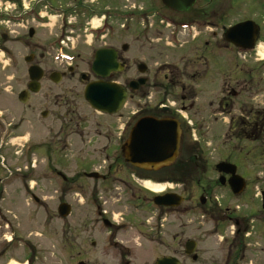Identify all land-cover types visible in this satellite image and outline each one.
Masks as SVG:
<instances>
[{
    "label": "rangeland",
    "instance_id": "obj_1",
    "mask_svg": "<svg viewBox=\"0 0 264 264\" xmlns=\"http://www.w3.org/2000/svg\"><path fill=\"white\" fill-rule=\"evenodd\" d=\"M234 1L225 23L251 18L264 26L262 6L253 3L251 13L244 15L238 6L244 1L250 4L251 0ZM26 2V12L19 6L13 15L0 17L8 26L0 31L6 35L5 39L0 37V137H9L10 141L0 149V264H26L24 257L30 253L36 256L35 264H118L120 255L113 246L121 240L132 251L131 264H142L144 259L150 264L158 253L138 238L137 234L148 230L132 222L135 210L125 200L122 189H141L146 187L147 176L160 174L125 163L117 139L121 127L125 129L123 137L128 135L136 120L135 111L140 118L160 111L163 104L175 109L185 105L186 111L178 114L188 128L180 154L189 153L184 144L186 138L192 153L202 159L198 161L200 172L187 171V189H212L214 164L219 158L230 155L241 166L245 161V142L237 139L228 123L246 115L251 102L264 108V69H256L252 55L245 61L240 59L235 48H229L220 37V30L214 37L201 32L195 39L176 34L177 29L166 26V19L160 21L161 15L167 14L160 2L156 5L123 0L119 3L122 34L117 42L127 45L124 57H128L129 67L119 82L123 85L127 78L139 76L136 65L140 62L146 64L150 77L140 91L128 95L119 115L109 116L91 108L83 97L85 83L79 73L87 70L84 64L79 63L76 73L69 74L66 63L54 62L59 51L51 43L57 36L67 34L65 19L69 20V16L59 9L48 12L47 25L39 26L35 6L44 2ZM53 3L64 9L67 4ZM192 27L199 29L195 24ZM29 28L35 30L31 38ZM81 34L87 36L74 44L85 53L90 48V34ZM206 38H213L207 49L201 41ZM260 42L264 43V33ZM30 54L34 55L32 63L40 66L44 75L40 91L22 103L18 94L29 82L30 65L24 57ZM62 71L66 74L59 82L49 79L50 73ZM42 111H48L46 117L41 116ZM53 167L65 179L52 172ZM246 168L251 179L248 189H259L256 177L264 170L253 165ZM83 172H97L108 179L85 177ZM61 203L71 207L66 217L57 212ZM99 204L107 212L105 217L118 224L119 229H110L100 222ZM187 222L185 238L198 240V227L207 235L211 232L210 223ZM199 239L198 251L200 246L205 261L213 241L203 236ZM253 239L251 236L247 241L249 249ZM188 264H201V259Z\"/></svg>",
    "mask_w": 264,
    "mask_h": 264
},
{
    "label": "flooded vegetation",
    "instance_id": "obj_2",
    "mask_svg": "<svg viewBox=\"0 0 264 264\" xmlns=\"http://www.w3.org/2000/svg\"><path fill=\"white\" fill-rule=\"evenodd\" d=\"M26 1L27 0H4L1 2L0 0V17L1 15H13V10H16L19 6L22 7L23 12H26L29 10V3ZM30 1H33L35 4L44 2V5L35 6V13L38 15L39 26L47 25L45 20L48 18V12H57L56 10L59 9L58 11H62V13L69 16V20L65 19V21L68 22L67 34L61 35V37L57 36V38L52 41L53 43H51L52 46L56 44L57 49L60 50L61 53L67 54L68 59L59 56L54 62L59 64L66 63V70L69 74L76 73L79 63L84 64L87 70L85 72L81 71L79 74L80 80L85 83V86L93 81L114 82L120 84L121 87L127 91V100L128 95H133L137 91H140V88L148 83L150 70L147 66L144 68V74H139V76L131 80L127 78L123 85L119 82L122 74L127 72L129 67L128 57H124L127 51V45L120 42L118 44L117 42L122 34V6L119 3L123 0H29V2ZM132 1L155 2L156 5L160 2L167 13L166 15L162 14L161 19H166L168 26L178 29L187 26L192 27V25L195 24L199 26L198 34L207 32L210 33L212 37L217 33V30H220V33L223 34L227 27L238 22H224V19H227L225 17L230 14L229 8L232 3H235L234 0H195L194 4L188 9L179 11L165 6L162 0ZM7 2H9V4H7ZM53 2H67V4L64 9ZM253 3L264 8V0H251L250 4L244 1V4L238 7L243 8L244 15H249L251 13L250 7ZM43 7L45 9L44 12L42 11ZM148 11L151 12V9ZM93 20L97 22V25L93 24ZM244 20H253L257 24L258 38L264 33L262 22L258 23L251 18H244L243 21ZM1 28L6 29L8 26L6 21L0 18V31ZM30 30L33 31L32 35H30ZM34 32V28H29L28 37L31 38ZM82 32L89 33L91 40L87 48L89 46L92 49L88 48V51L86 50L85 53L74 44L75 41L83 40L82 37L87 36L86 34H81ZM179 32L180 30H178L176 34ZM0 34V37L5 39L6 35H4L3 32H0ZM196 37L197 36H194L193 39ZM212 39L206 38L201 40L205 49L209 48L208 46L209 43L211 45ZM84 42L86 41H82V43ZM98 50L113 52V60L121 65V70H110L106 75L98 74L93 69V62ZM31 55L34 58V55ZM105 59L109 60V57H105ZM140 63L136 65L137 71ZM258 69L261 70V68ZM60 74L61 79L62 76H65L66 72L62 71ZM141 76L146 78L145 84L137 87L135 90H130L129 83L132 80H137ZM250 100L253 101L254 97L250 96ZM186 109L185 105L180 106L179 109L172 108L171 106H164L160 111L149 114V116L155 118L176 119L180 129V142L176 158L167 165L160 166L156 169H147L153 174L159 172L160 175L157 177L148 174L149 176L146 178L156 185L164 184V188L155 190L142 186L141 189H122V192L125 191V200L130 203L135 210L136 215L132 217V222L137 226H144L148 230L147 233L137 234L138 238H142L148 242L150 244V249L154 251V248L158 253L150 264H156L159 259L170 257L175 258L178 264H188V261L191 263H199L200 259L201 264H264V173L259 172L260 175L256 177L259 189H248L251 179L248 169L246 168L253 165L259 171L264 170V108L253 106L251 102L245 111L246 115L238 119L233 118L229 121L230 130L234 132L238 140L242 139L245 142V149L243 146L244 154L242 153L245 161L241 166L240 162L235 158H231L230 155L219 158L217 163L214 164L215 178L212 179V189H187V181L185 178L187 171H189V169H194L200 172L201 169L199 168L198 161H202V159H199L197 154L195 155V153H192V146L189 145L186 138L184 144L189 153L180 154L181 141L184 140V137L187 135L188 128L178 114L186 111ZM43 112L46 113L45 116H42ZM118 112L114 114L102 113L109 116H116L119 115ZM47 114L48 111L41 112L42 117H46ZM133 114H135L133 118L136 119V122L139 119L137 111ZM122 130H125L124 126L121 127L117 139L120 141V154L123 157L121 147L127 140L130 131L128 135L123 137ZM8 139L9 137H0V149L10 143ZM234 146L236 145H233V148H235ZM237 153V155H240V150L237 151ZM0 157H2L1 154ZM221 162L233 164L236 167L235 174L243 178L242 183L244 187L242 189L231 188L229 184L231 173L219 171L216 167L217 164ZM245 163L246 167L244 169ZM52 172L65 179V176L54 167L52 168ZM88 174L89 173L83 172L85 177H89ZM131 175L134 176L133 174ZM99 176H101V174H98V177ZM98 177L95 179H101L102 181L108 179L107 175H102V178ZM98 209L97 217L104 226L110 229H119L118 224H114L111 219L109 220L105 217L107 212L102 210L100 204ZM187 221H189V223L197 221L196 223L198 224H203L204 222L211 224V232H209L208 235L207 233H202L203 230L200 227L197 228L200 237L203 236L205 239L212 238L213 241V245L209 250L210 255L204 257L205 261L202 260L200 246L198 251V245H201L200 237H196L198 240L185 238ZM251 229H253V232H251ZM172 230L173 233L171 234ZM115 236L116 235L110 236V238L112 237L113 239ZM251 236L254 239L252 240V247L249 249V243L247 241L251 239ZM8 243H10V240H8ZM256 244L259 247H256ZM113 247L120 255V262L118 264H131L130 259H133L134 256L128 245L123 244L121 240V243H116ZM189 250L191 251L190 253L187 252ZM35 258L36 256L34 253H30L26 255V258L24 257V260L26 264H35ZM77 264L86 263L78 261ZM142 264H147V260L144 259Z\"/></svg>",
    "mask_w": 264,
    "mask_h": 264
},
{
    "label": "water",
    "instance_id": "obj_3",
    "mask_svg": "<svg viewBox=\"0 0 264 264\" xmlns=\"http://www.w3.org/2000/svg\"><path fill=\"white\" fill-rule=\"evenodd\" d=\"M194 1L162 0V3L171 9L179 11L188 9L194 4ZM257 33L258 27L255 22L246 20L229 27L224 33V39L239 48L252 49L255 45ZM32 34L33 31L30 30V35ZM105 57H109V60L105 59ZM24 59L27 62H31L33 56L30 55ZM144 68V64H139V72L143 73ZM93 69L98 74L106 75L110 70H121V65L113 60V52L98 50L93 62ZM27 72L30 81L27 84V89L19 94V100L22 103L27 102L31 93H37L40 90V79L43 76V70L38 65L29 66ZM50 79L57 83L60 80V74L57 72L51 73ZM145 82L146 78H139L137 81H131L129 87L134 90ZM83 96L88 104L97 111L116 113L124 105L126 91L117 83L93 81L85 86ZM45 115L46 113L43 112L42 116ZM179 142L180 129L176 120L143 116L135 122L129 137L121 149L126 163L143 169H156L171 163L176 158ZM216 167L219 171L231 173L229 184L232 189H242L244 187L243 178L235 174L236 167L233 164L221 162ZM88 176L97 178L98 174L89 173ZM69 212L70 206L67 203H62L58 206L60 216L65 217ZM190 250L187 252L190 253ZM156 264L178 263L175 258L170 257L159 259Z\"/></svg>",
    "mask_w": 264,
    "mask_h": 264
},
{
    "label": "bare ground",
    "instance_id": "obj_4",
    "mask_svg": "<svg viewBox=\"0 0 264 264\" xmlns=\"http://www.w3.org/2000/svg\"><path fill=\"white\" fill-rule=\"evenodd\" d=\"M96 23H97V22H95V24H96ZM258 53H259L262 57H264V43H261V44L259 45V51H258ZM144 184H145L146 187H148V188H150V189H155V190H160V189H163V187H164V184H162V185H156V184L152 183V182L149 181V180H146V181L144 182ZM10 264H15V263H10Z\"/></svg>",
    "mask_w": 264,
    "mask_h": 264
}]
</instances>
